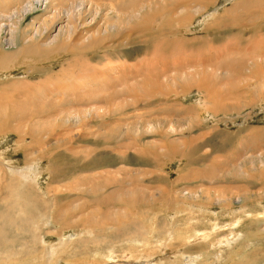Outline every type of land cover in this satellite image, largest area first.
I'll use <instances>...</instances> for the list:
<instances>
[{
	"label": "rangeland",
	"instance_id": "obj_1",
	"mask_svg": "<svg viewBox=\"0 0 264 264\" xmlns=\"http://www.w3.org/2000/svg\"><path fill=\"white\" fill-rule=\"evenodd\" d=\"M27 1L0 0V58L10 61L0 64V115L13 116L0 118V264H264V0L263 9L255 0H188L201 14L187 13L179 25L173 11V36L217 49L205 47L200 57L219 52L218 81L197 76L183 93L173 87L183 78L165 90L137 79L135 89H116L120 101L103 105L106 115L82 109L76 124L59 121L74 117L59 104L52 118L32 116L56 97L50 74L60 70L59 83L86 89L71 51L46 59L41 46L66 28L55 16L66 2L19 15ZM149 2L146 11L159 13L177 3ZM74 27L82 35L88 28ZM189 52L168 62L197 59ZM135 56L122 59L141 65L132 71L151 65V56ZM88 57L95 67L94 53Z\"/></svg>",
	"mask_w": 264,
	"mask_h": 264
},
{
	"label": "bare ground",
	"instance_id": "obj_2",
	"mask_svg": "<svg viewBox=\"0 0 264 264\" xmlns=\"http://www.w3.org/2000/svg\"><path fill=\"white\" fill-rule=\"evenodd\" d=\"M49 1L50 0H28L24 7H20V9L25 8V7H27L28 9L27 8L21 9L20 13L17 10L16 15H17V13H19V15H22L26 11L29 12L41 3H45V5H49ZM62 1L66 2L67 4L66 3L63 5L61 4V8H59V10L57 12L55 11L56 15L54 14V12H53V14L55 16H57L58 18L62 17V19H65L64 21H66V23H65L66 28L65 29L63 27H62L63 29L59 28L60 31H58L57 34L54 35L52 38L50 35L47 38L45 37L46 38L44 40L45 42L41 46L42 47H45V46L48 47L47 48L48 50L47 51L45 50L46 59L48 57H52L53 55L65 54L66 52L71 51L70 61L72 62V66L74 68L78 69V71H79V73L77 75V80L80 82V84L86 90L82 93H79V92H76L77 87H68L67 83H65V82L59 83V79L62 76V74L60 76V70L56 74H50L47 77L48 82H51L52 86H54L53 89L55 91L52 90V92L55 93L56 97L54 98V100L50 101L47 105H45L42 109L36 111L34 113V115H32L35 118H39V117L44 118L45 117V119H46V117L51 116V118H52L53 116H56L57 115L56 113L52 114L49 112V110L50 109L52 110V108L56 104H59L60 107L57 105L59 107V111L62 112L63 110H67L68 113L74 114L73 115L74 117L70 116L69 114L68 115L65 114V115H67L65 117V115L61 114V116H64V117L60 118L59 121L63 120L64 124H66V123H68V121L72 120V122H73L72 124H76V122L81 120V118L83 116V115H80V111L82 109H83L82 112L84 113V111H85V114L90 110L96 111V109H97V111H99V112L101 110L103 111L104 109H101L103 107V105H106L109 102L115 103L116 101H120V95H118L117 91H116L117 88L121 91H123L124 89L126 90L128 88L129 83H130V84H133V87L135 89L136 86H134L133 81L135 80V82H136L135 84H137L138 83L137 79H141V81L142 80L143 81H152V82H154L153 84H155L157 86H161L162 89L164 87V90H165V88H166L165 82L166 83H168V82L174 83L178 79L183 78V81H181L179 84H175L173 86V87L178 86L179 89L183 93H185L188 89H190L189 88V84L191 82L190 80L196 79L197 76H198V79H204L206 81L211 76L213 78L216 77L217 81L220 79V76H217L218 74H216V72L218 71L219 74H221L222 69H220L216 66H212L213 62H215V63L219 62V66L220 67L222 66V63L220 60L216 61V59H221L218 55H216L219 52L213 54L214 56H212V57H203V56L200 57V55H202V53H204V50H206L205 47H209V49L210 50L212 49V51H215L217 49L210 46L209 43L206 42L205 40H199L198 42L196 40H184V39L180 40L178 37L173 36V29L169 26V23L171 22L170 18H171V15H172L174 10H179V13L177 15L178 25L181 22L187 20V17H188L187 13L197 14L196 11H194V10H191V9L188 10V0H172V1H177V3L174 4L169 10L167 9L168 11L166 10V12H162V13H159L160 9L157 10V8H159V7H156L154 12L153 11L150 12V10L146 11L149 8V3H150L149 1L150 0H101V1L100 0H62ZM210 1L211 0H200V2L202 4H209ZM64 2H62V3H64ZM50 3H52V1ZM251 3H252L253 7L260 5V7L263 9L262 0L251 1ZM56 4L57 3L55 2V5ZM244 7H247L246 10H248V8H249L247 5H245ZM54 9H56V8H52V10H54ZM48 11H50V10H48ZM108 12H111V13H108ZM144 12H146L148 14H143ZM53 14H52V16H53ZM198 14H201V13L199 12ZM0 15H3V14H0ZM97 15H101L103 17L101 19L100 24L98 21H96ZM88 18L89 19L91 18V20L88 21ZM4 19L8 20V15H7V17H4ZM62 19H59L61 21V23L63 22ZM52 20H53V18H52ZM53 21H55V18ZM138 21L140 22V24H138ZM153 21H155V22L157 21L158 24L153 25ZM77 23H82V24L84 23L88 26L87 29L86 28L83 29V32H86L84 35L76 32V28L74 27V25ZM132 25H135V26L131 27ZM125 26L126 27L129 26L128 31L127 30L124 31ZM2 28H4V25L1 24V29ZM74 30H75V32H74ZM208 30H210V29H208ZM34 35H37V33L35 32ZM262 36H264V35H262ZM112 39H116V40L110 42V40H112ZM106 41H107V43H106ZM41 46H39V48L44 49ZM32 47L36 49V47L38 48V45H35V46L32 45ZM126 47H131L132 49L129 50V52L123 51L122 49H124ZM192 47H193V50H191ZM189 48H190L189 55H195L197 59L192 60L190 58V56H187L188 59H184V57H183V59L181 61H176L173 64L168 62L169 59L178 60L181 57V56L179 57V55L181 53H187V50ZM126 49H124V50H126ZM212 51H209L210 55H212V53H211ZM91 53H94V55L96 56V59H98L96 62H94V66L96 68L92 67L88 64L89 62L93 61L92 57H88V54H91ZM205 53H206V51H205ZM81 55L83 58H80ZM135 55H138L140 57L142 55H145L146 58H147V56H151L152 58L149 57V59L151 61H154V62L150 61L151 65L149 64L150 66H148V67H147L146 63L144 65H142V67L146 68L145 70H143L144 72L142 71L140 73L139 71H132V69L134 70L135 68L140 67L141 65L138 66V64H135V65H137L136 67L129 68L128 65L125 64L126 63L125 60H122V59H126V60L131 61V60L135 59V57H136ZM256 55H255V57H256ZM205 56H208V55H205ZM251 56H253V55H251ZM105 57H108V60H103V59H105ZM154 57L155 58L157 57V59L155 60ZM252 58H254V57H252ZM80 59L83 60V62L85 64L83 67L78 65V62L80 61ZM252 60L250 62L251 64L253 62ZM4 61H5V65L10 63L9 60H7V59L5 60L3 58H0V64L3 63ZM238 61H236V62L238 63ZM141 63H143V62L141 61L140 64ZM241 63H243V62L240 61L239 65ZM232 64L234 65V63H232ZM244 65H246V63ZM244 65H241V66H244ZM61 66H62V64H61ZM61 66H60V68H61ZM232 66H230V67L233 68L234 66L233 67ZM210 68L212 69V72H209ZM197 70H200V72L192 73V72L197 71ZM233 70L234 69H230L231 72H234ZM249 70H250V68H249ZM147 72H149V74L145 76V74ZM92 73H93V75H92ZM205 77H208V78L205 79ZM206 81H204L205 85H206ZM208 81H210V80H208ZM212 85H214V84H212ZM139 86H140V84H139ZM88 87H89V89H88ZM155 87L156 86H154L153 88H155ZM128 89H131V88H128ZM158 89L159 88H157V90ZM70 90H71V92H70V94H68ZM212 90H214V89H212ZM59 91H61L63 94L59 95ZM181 91H180V93H182ZM46 92L47 93H44V92L43 93H44V95H46V98L48 99V97L50 96V94L52 92H51V90H47ZM155 92H156V90H155ZM159 92H161V93H159L160 95H164L165 91L163 92V91H160V89H159ZM22 93H25V92H23L21 90L20 96L22 95ZM157 93H158V91H157ZM38 94L39 93H37V95ZM224 95L225 94H223V96ZM33 97H34V95H33ZM10 98H11V96H9V98L7 100H11ZM24 98H26V97L24 96ZM31 98H32V94H31ZM131 98H132V96H131ZM224 98L225 97H223V99ZM40 99H38V101L42 102L43 100H40ZM21 104L20 105L18 104V105L21 106ZM36 104L33 103V105H35L34 108L39 105V102H38V105H36ZM26 105H27V103H26ZM14 107H15V105H14ZM18 109H20V108H18ZM4 110H5V108H4ZM14 112H16V111H14ZM29 112H30V110H29ZM104 112H105V110H104ZM64 113H66V112H64ZM20 115H21V113H20ZM87 115H88V113H87ZM104 115H106V112L104 113ZM85 116L86 115H84L83 117H85ZM101 117H102V115H101ZM0 118H1V120L3 118V120L6 121L5 123H8L9 121L11 122V120L13 119V116L8 115V114L7 115L4 114L3 116L0 115ZM25 121H22V122L24 123ZM19 122H17V123L19 124ZM12 123H13V121H12ZM3 126H4V124H3ZM0 127H2V126H0ZM24 133H25V131H24ZM47 133H48V131H47ZM25 134H28V136H31V133H25ZM22 140H24V139H22ZM25 156H26V154H25ZM86 186H87V184H86ZM89 189H91V188H89ZM110 194H112V193H110ZM87 195H88V193H87Z\"/></svg>",
	"mask_w": 264,
	"mask_h": 264
}]
</instances>
